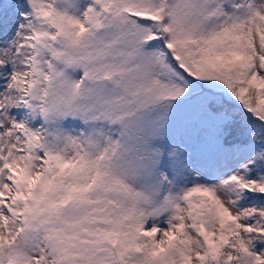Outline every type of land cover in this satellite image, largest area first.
<instances>
[{
	"label": "snow or ice",
	"instance_id": "6c2138e0",
	"mask_svg": "<svg viewBox=\"0 0 264 264\" xmlns=\"http://www.w3.org/2000/svg\"><path fill=\"white\" fill-rule=\"evenodd\" d=\"M0 264H264V0H0Z\"/></svg>",
	"mask_w": 264,
	"mask_h": 264
}]
</instances>
